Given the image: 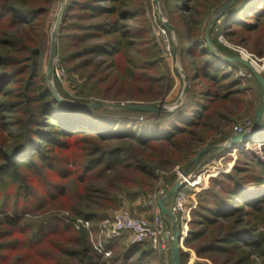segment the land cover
Instances as JSON below:
<instances>
[{"label":"trees","instance_id":"16d2710c","mask_svg":"<svg viewBox=\"0 0 264 264\" xmlns=\"http://www.w3.org/2000/svg\"><path fill=\"white\" fill-rule=\"evenodd\" d=\"M177 1L175 9L189 12L179 49L189 79L185 102L173 112L133 111L144 117L129 121L109 117L96 106L66 104L49 90L36 39V21L47 12L49 0H0V129L6 130L7 118L14 130L11 135L5 131L0 143V264H27L26 259L71 264L65 261L69 258L79 264H104L85 231L73 233L68 223L55 216L29 231V225H22L23 215L67 199L65 183L72 180L76 198L64 206L70 219L99 222V211L113 207L123 189L137 188L147 194L157 172L194 156L217 120H225L218 109L227 110L226 105L233 106L243 95L238 89L241 80L233 71L238 65L222 62L225 49L214 40L209 48L204 32L197 29L194 14L209 0ZM124 3L71 0L57 36L63 64L78 61V68L87 69L96 67L95 58L104 56L121 78L149 82L158 62L155 55L144 56L146 22L141 19L140 28L123 25L128 18L143 17L141 7L131 4L124 11ZM260 6L264 7V0H237L218 12L214 19L220 20L218 33L230 36L252 30L262 19ZM6 83L10 85L5 87ZM10 137V145L4 148ZM252 144L233 155L227 150L220 153L218 158L225 157L231 165L226 172L211 175L207 189L197 195L186 245L198 259L213 264H264V141ZM172 179L173 175L167 182ZM113 242L105 247L110 249ZM46 248L51 253L46 254ZM155 259L150 248L133 245L120 261L114 257L109 261L156 264ZM180 264H186L181 250Z\"/></svg>","mask_w":264,"mask_h":264},{"label":"rangeland","instance_id":"374dc122","mask_svg":"<svg viewBox=\"0 0 264 264\" xmlns=\"http://www.w3.org/2000/svg\"><path fill=\"white\" fill-rule=\"evenodd\" d=\"M49 1L50 4L46 5V8H48L47 12L39 16L36 21V26H38V35L36 39L40 45V61L45 83L59 101L82 108L96 106L100 111L109 115V117L121 118L129 121H141L144 116H139L133 111L126 112L129 110L118 109L115 106L121 104L156 105L163 108L161 112H173L185 102L186 93L189 88V79L183 72L179 49L186 37V29L184 28L185 24L183 20L188 18L189 12L186 13L184 10L178 11L177 8L175 9L176 3H178L177 0H125L123 6L124 11L129 10L128 7L131 6V4H135L141 7L143 17L133 16L123 21L122 24L126 27L140 28V25L146 22L147 33L146 39L144 40L145 44L142 47L144 56L151 59V57L155 55V59H157L158 62L155 69L151 70V80L147 83L140 80L121 78L117 74L115 66L109 65V60L104 56L95 58V64L97 63V66L95 65L96 67L92 66L87 69L78 68V61H74L68 65L63 64L61 55L64 51H62V47L59 45L57 36L63 13L71 0ZM228 1L229 0H209V4L206 3L205 8H199L197 10L199 12L194 14L197 29L199 33L204 32L205 38V30L208 23L211 22L208 31L211 46L212 40H214L217 45L225 49L226 52H221L225 57L233 55L241 56V58L250 62L264 78V12L262 19L258 23L256 22L257 24L254 25L252 30H238L230 36H223L217 31L220 20L216 22L215 20L218 17H216L218 11ZM262 7L263 6H260L258 8ZM141 19L143 22H140ZM57 21H59V23L54 36ZM70 21L75 22L76 19L72 17ZM248 22L254 24V21L250 18H248ZM161 30L165 34L164 38L169 46L171 57H166L164 54L162 47L164 39L161 35ZM53 42L55 57L51 68V77L47 79L48 67L50 61H52L51 48ZM233 71L235 76L241 80L238 89L242 91L243 95L236 98L237 100L233 106L226 105L227 110H222L223 108H220V110L218 109V112L225 116V120H217V127H215L214 131L207 134L205 137L206 139L199 145L194 156L185 158L183 163L167 171L157 172L153 186L147 194L142 195L137 188L131 190L123 189V195L117 197V202L113 207H107L105 210L99 211V216L101 218L99 222H90L86 220L90 223V228L88 230L81 228L76 229L72 224L74 220L70 219L71 213L64 207L66 206V201H70L69 204L74 202L77 192L75 183L72 180H68L65 183L66 190L68 191L67 199L64 198L52 207L42 208V211L24 214L22 225H29V231H34L33 229L35 226L55 216L68 223L73 229V233L85 231L88 235L90 244L93 246V244L102 239L101 233L104 232V222L111 219L115 213L127 211L131 216L136 218H150L153 212V204H151L153 202H155L154 210L159 213L157 201L180 179L185 167L196 157L199 151L206 147L226 145L229 140L236 135L239 128L243 130V133H247V135L253 133L255 112L256 109L260 107L263 99L262 91L247 69L238 65ZM9 85L10 83H6L5 87ZM7 97L8 96H5L3 101H5ZM263 117L264 112L262 118ZM4 123L6 124V130L3 131L0 129V143L6 138V133L11 135L14 131L13 127L9 126L10 122L7 118H5ZM256 127L258 128V126ZM258 133L259 131L252 138L251 142L244 145L239 144L242 145L240 148H236L239 146L238 145L233 149L227 148L220 152L214 151L204 155L200 160L199 166L193 169L186 177V179L189 180V186L194 180L199 179L200 181L201 179V183L199 182L200 185L198 184L199 186H190L194 188L189 190L187 202L194 203L196 206L197 195L207 189L210 176L214 175L218 170L227 171L228 166L231 165V161L225 160V157L218 158L220 153L222 154L223 151L227 150L233 155L238 149L245 150L251 145L253 146L252 143H255L257 139L264 141V134L260 136ZM10 143L11 137L5 142L4 148H7ZM172 175L175 179L167 182ZM198 175H200V177L196 178ZM126 194H129V196ZM172 200L173 197L166 202L167 207H170ZM77 219L82 218H76L75 220ZM162 219L170 228L168 220L163 216ZM99 225L100 227H98ZM106 225L107 224H105V226ZM186 240L183 241L181 249L186 264H213L211 260L207 261L196 258L194 251L189 249L186 245ZM59 244L63 243L59 242ZM66 246L71 249L74 247V245L70 244ZM144 246L149 248L146 245ZM128 247L129 245L127 244L126 238L114 241L113 246L108 249L110 251L109 257L104 258V264H111L109 261L110 257H114L117 261H120V256ZM44 252L46 254L51 253L47 248L44 249ZM134 257L136 256H133L131 259H134ZM155 258L156 264H164L158 256L155 255ZM65 261L71 264H79L77 259L69 258L65 259ZM25 262L27 264H39L38 260L33 263V259L32 261L26 259ZM170 262L171 248L168 254V264H171Z\"/></svg>","mask_w":264,"mask_h":264},{"label":"built area","instance_id":"2783aa9c","mask_svg":"<svg viewBox=\"0 0 264 264\" xmlns=\"http://www.w3.org/2000/svg\"><path fill=\"white\" fill-rule=\"evenodd\" d=\"M161 35L164 39L162 42L164 54L166 57H171L169 46L164 38L165 34L162 30ZM238 134L245 133H243V130L239 128L236 132V135ZM245 135H247V133ZM199 177L200 175L196 176V178ZM199 182L201 183V179ZM191 188L194 187H190L189 180L184 178L182 187L173 196L170 207H167L170 213L175 217L179 226L181 249L183 241L188 238L190 212L195 207L194 203L187 202L188 193ZM151 204H153V212L150 218H136L131 216L127 211H119L115 213L111 219L106 220L103 226L104 232L101 233L102 241L100 240L93 244L94 250L100 254L103 259L108 258L110 251L105 247L106 243L126 238L129 246L146 245L164 264H168V254L171 248L172 232L171 229L164 223L162 216L154 210L155 202ZM72 224L76 229L81 228L88 230L90 228V223L85 219L74 220L72 221ZM105 224L107 225L105 226ZM98 227H100V225Z\"/></svg>","mask_w":264,"mask_h":264},{"label":"water","instance_id":"95a60500","mask_svg":"<svg viewBox=\"0 0 264 264\" xmlns=\"http://www.w3.org/2000/svg\"><path fill=\"white\" fill-rule=\"evenodd\" d=\"M237 0H229L225 5L221 7V9L218 11L223 12L227 8H229L231 5H233ZM59 21L56 23V28L54 30V36L57 30ZM211 22L208 23L207 28L205 30V41L208 45L209 48H211V43L209 40V35L208 31L210 28ZM55 57V50H54V42L52 43V48H51V60L48 71H47V79H50L51 77V68L53 65V59ZM222 62H227L230 64H235L244 67L247 69L251 75L254 77L256 82L261 88L262 91V103L260 107L256 109L255 112V121H254V131L250 135H245V134H238L233 136L229 142L226 145H221V146H211V147H206L199 151L196 154V157L185 167L184 171L182 172L180 179L167 191V193L157 201V208L161 216L165 217L168 222L169 226L172 232V242H171V264H180V230L179 226L177 224V221L175 217L170 213L166 206V202L170 200L175 193L182 187L183 185V179L186 178L193 169H195L197 166L200 164L201 158L209 153V152H220L224 149L230 148L233 149L234 147L238 146L239 144H246L248 142H251L252 138L257 134L258 131H263L264 130V117L262 118L263 112H264V78L260 75V73L253 67V65L248 62L247 60L241 58V56L233 55L230 57H224L220 59ZM118 109H124V110H131L135 112H161L163 110L162 107L156 106V105H117L115 106ZM258 126V128L256 127Z\"/></svg>","mask_w":264,"mask_h":264},{"label":"bare ground","instance_id":"6f19581e","mask_svg":"<svg viewBox=\"0 0 264 264\" xmlns=\"http://www.w3.org/2000/svg\"><path fill=\"white\" fill-rule=\"evenodd\" d=\"M193 181V180H192ZM199 184V179L198 180H194L192 182V184H190V186H195V185H198Z\"/></svg>","mask_w":264,"mask_h":264}]
</instances>
